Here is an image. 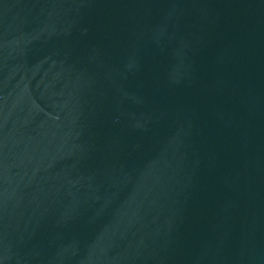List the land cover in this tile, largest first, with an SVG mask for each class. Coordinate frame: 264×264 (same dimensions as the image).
I'll return each mask as SVG.
<instances>
[{
	"label": "water",
	"instance_id": "water-1",
	"mask_svg": "<svg viewBox=\"0 0 264 264\" xmlns=\"http://www.w3.org/2000/svg\"><path fill=\"white\" fill-rule=\"evenodd\" d=\"M0 264H264V0H0Z\"/></svg>",
	"mask_w": 264,
	"mask_h": 264
}]
</instances>
